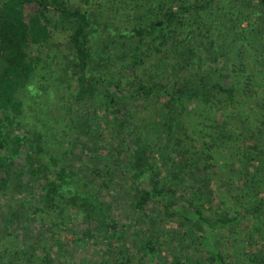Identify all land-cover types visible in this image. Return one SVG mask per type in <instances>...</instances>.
I'll list each match as a JSON object with an SVG mask.
<instances>
[{
    "label": "trees",
    "instance_id": "16d2710c",
    "mask_svg": "<svg viewBox=\"0 0 264 264\" xmlns=\"http://www.w3.org/2000/svg\"><path fill=\"white\" fill-rule=\"evenodd\" d=\"M0 264H264V0H0Z\"/></svg>",
    "mask_w": 264,
    "mask_h": 264
},
{
    "label": "rangeland",
    "instance_id": "374dc122",
    "mask_svg": "<svg viewBox=\"0 0 264 264\" xmlns=\"http://www.w3.org/2000/svg\"><path fill=\"white\" fill-rule=\"evenodd\" d=\"M72 1H79V0H72ZM85 136L86 137H88L87 136V134L85 133ZM82 137V140H83V136H81ZM121 214H122V216L124 217V219L126 218V211L124 210V206H122V210H121Z\"/></svg>",
    "mask_w": 264,
    "mask_h": 264
}]
</instances>
